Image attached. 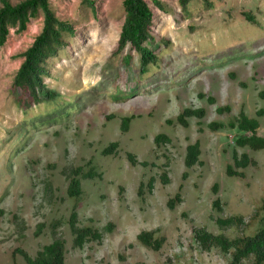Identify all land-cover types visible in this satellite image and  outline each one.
I'll list each match as a JSON object with an SVG mask.
<instances>
[{
  "label": "rangeland",
  "instance_id": "1",
  "mask_svg": "<svg viewBox=\"0 0 264 264\" xmlns=\"http://www.w3.org/2000/svg\"><path fill=\"white\" fill-rule=\"evenodd\" d=\"M91 1L95 12L86 0H48L75 32L46 63L55 103L22 111L10 89L41 14L0 48V264H26L21 252L35 259L55 240L64 264H229L230 252L195 232L233 241L261 227L264 150L238 147L247 133L236 122L241 113L256 119L264 138V0H209L210 9L199 0L185 9L149 2L155 40L143 47L157 62L142 78L137 55L126 66L114 53L124 0ZM187 109L203 116L182 125ZM195 143L198 163L186 168ZM234 155L249 164L237 166ZM73 178L77 197L67 194ZM71 224L98 238L74 246ZM142 232L161 242L158 251L137 241Z\"/></svg>",
  "mask_w": 264,
  "mask_h": 264
},
{
  "label": "trees",
  "instance_id": "2",
  "mask_svg": "<svg viewBox=\"0 0 264 264\" xmlns=\"http://www.w3.org/2000/svg\"><path fill=\"white\" fill-rule=\"evenodd\" d=\"M193 0H178V4L182 9H185ZM206 8H211L209 0H199ZM149 2H152L159 8L161 4L156 0H124L122 3L124 11V22L115 46V54H123V62L126 66L131 65V54L137 55L139 66L137 67L140 78L145 76L149 71V66L156 65L157 59L152 52L148 51L144 44L152 43L155 38L151 36V27L153 15ZM93 12L95 9L91 0H86ZM41 14L43 18L42 28L40 33L35 37L29 48L20 55L21 64L16 71L10 89L15 95V103L17 107L25 111L26 109L44 104L55 103L58 100V95L47 90L43 80L47 77L46 63L48 60L55 58L56 54L66 46V39L73 37L75 32L72 26L67 22L57 20L50 10L48 0H23L17 5H11L8 0H0V48L4 46L10 30L20 34L26 30L30 19L36 18ZM119 85V87H121ZM112 88H116L113 86ZM126 94L115 93L111 94V98L118 99ZM202 117L203 112L184 110L178 116L177 122L185 125V117ZM127 120L123 123V130L127 128ZM240 132L247 135L239 138L236 141L238 147H247L253 152L264 150V138L258 137L256 131L259 123L256 119H250L244 114H240L236 122ZM235 125L231 124L230 127ZM212 130L216 129L215 125H211ZM200 155L199 144L195 143L186 148V156L184 165L186 168H191L198 163ZM235 164L245 168L249 164L247 155H242L238 160L234 155ZM226 173L228 176H239L227 167ZM69 197H77L80 194V183L73 178L69 182L67 189ZM180 201L177 194L173 200L168 202L170 208L173 203ZM215 205V204H214ZM262 212L261 227L250 237H244L229 241L223 236H213L202 230L195 232V237L198 241L208 246H216L223 252H230L231 260L229 264H240L248 257H252V264H264V202L260 208ZM71 230L75 235L74 246L81 247L82 244L89 238L97 239L98 235L93 230L76 229L71 224ZM137 241L144 247L158 251L161 242L153 239L149 232H142L137 236ZM21 255L26 264H64L65 247L61 240H55L49 245H46L38 253L35 259L30 258L26 253L21 252ZM16 264V263H14Z\"/></svg>",
  "mask_w": 264,
  "mask_h": 264
}]
</instances>
